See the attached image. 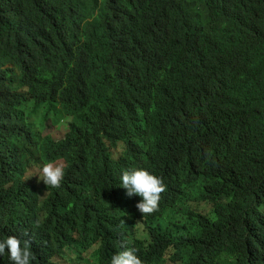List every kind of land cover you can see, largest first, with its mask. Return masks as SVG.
I'll list each match as a JSON object with an SVG mask.
<instances>
[{"label": "clouds", "instance_id": "1", "mask_svg": "<svg viewBox=\"0 0 264 264\" xmlns=\"http://www.w3.org/2000/svg\"><path fill=\"white\" fill-rule=\"evenodd\" d=\"M54 1L58 50L103 84H136L128 94L144 105L138 118L90 121L46 86L41 51L0 64V264H264V161L242 148L240 115L175 146L161 139L180 59L211 43L223 0H182L139 56L126 53L125 3ZM238 32L230 61L264 62V19ZM56 124L60 137L46 131Z\"/></svg>", "mask_w": 264, "mask_h": 264}, {"label": "trees", "instance_id": "2", "mask_svg": "<svg viewBox=\"0 0 264 264\" xmlns=\"http://www.w3.org/2000/svg\"><path fill=\"white\" fill-rule=\"evenodd\" d=\"M118 1L127 7L124 18V30L128 35L126 53L139 56L153 37L160 36L174 14V7L182 0ZM54 4V0H0V64L15 58L21 51L37 49L47 60L46 86L78 104L86 119L101 121L115 117L121 123L130 114L138 118L139 106L144 105L142 95L139 92L128 94L136 84L124 88L125 83L120 81L114 86L103 84L100 79L86 75L80 61H72L58 50L48 30L51 19L56 17ZM221 8L220 15L210 21L207 28L211 43L200 49L199 54L180 59L182 82L171 89V103L164 109L165 114L158 113L164 129L161 139L175 146L189 128L207 129L212 125L222 131L227 128L222 122L230 118L231 123L233 114H238L242 121L239 134L242 148L258 154L264 161V62H258L260 57L249 63L230 61L237 50L235 40L240 34L239 22L258 23L264 19V0H223ZM253 56V50L245 54L246 60ZM182 115L187 117L179 125ZM5 121L6 118L0 119V125ZM52 205L53 212L59 214L61 209L58 210L56 201ZM21 218L10 215L2 222L10 224Z\"/></svg>", "mask_w": 264, "mask_h": 264}, {"label": "rangeland", "instance_id": "3", "mask_svg": "<svg viewBox=\"0 0 264 264\" xmlns=\"http://www.w3.org/2000/svg\"><path fill=\"white\" fill-rule=\"evenodd\" d=\"M65 126L63 124H56L49 126L46 131L49 132L54 137H60L65 132ZM36 171H32L34 174ZM117 205H120V201H116ZM70 264V263H69ZM165 264H172L171 262H166Z\"/></svg>", "mask_w": 264, "mask_h": 264}, {"label": "bare ground", "instance_id": "4", "mask_svg": "<svg viewBox=\"0 0 264 264\" xmlns=\"http://www.w3.org/2000/svg\"><path fill=\"white\" fill-rule=\"evenodd\" d=\"M10 58H11V56H10Z\"/></svg>", "mask_w": 264, "mask_h": 264}]
</instances>
